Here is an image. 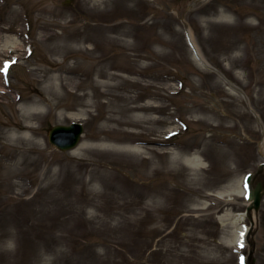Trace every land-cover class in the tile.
<instances>
[{"label":"rangeland","instance_id":"1","mask_svg":"<svg viewBox=\"0 0 264 264\" xmlns=\"http://www.w3.org/2000/svg\"><path fill=\"white\" fill-rule=\"evenodd\" d=\"M186 28L214 71L196 58ZM19 31L33 52L8 75L0 72L1 87L10 90L0 96V164L16 168L23 158L11 150L31 148L35 163L20 166L10 191L0 180V264H264V197L249 246L237 245L239 224L229 225L232 213L246 211L247 175L264 162V0H0V47ZM45 31L66 40L43 41ZM93 33L117 39L110 72L120 79L112 82L125 77L147 87L111 91L126 101L114 99L104 110L95 102L109 100L94 97L89 84L77 87L73 75L64 81L70 93L61 92L57 107L45 106L34 132L26 131L29 99L50 98L51 81L40 70L62 60L46 51L78 47ZM92 46L101 56V44ZM0 59L6 65L11 57ZM73 59L88 62L81 53ZM102 81L97 73L91 78ZM84 94L88 108L77 100ZM136 105L154 109L121 113ZM132 115L140 124L124 129L140 133L132 141L150 154L129 156L133 143L99 134L110 117ZM72 123L83 125L80 145H97L106 157L50 143L53 127ZM15 134L33 143L16 142Z\"/></svg>","mask_w":264,"mask_h":264},{"label":"bare ground","instance_id":"2","mask_svg":"<svg viewBox=\"0 0 264 264\" xmlns=\"http://www.w3.org/2000/svg\"><path fill=\"white\" fill-rule=\"evenodd\" d=\"M47 30V28H44ZM43 41H58V42H64L66 40V37L64 34L57 35L55 33H49L47 31L43 32ZM188 40L191 44V47L193 49V52L195 56L198 58V60L206 65L205 57L203 56L200 47L198 46V43L194 37V34L191 29H187L186 31ZM22 32H18V37H14L13 35L4 36L5 43L0 47V57H11V60L6 63L8 66H12L20 60H28L32 55V46L29 41L23 40ZM2 40V37L0 36V41ZM117 41L115 38H108L104 37L98 34H87L82 35V37L77 40L78 47L74 46H68V45H58L54 49H48L46 52L48 55L52 57H57V61H59L61 58L62 60L57 63V66H54L53 68H42L40 71L44 73L45 75V81L50 82L48 85V90L50 91V98L43 96L41 100L34 101L33 99H29L30 106L27 108V112L24 114L25 118L27 120V126L26 131L34 132V124L36 121L37 123L40 122L41 118L44 117L43 112L45 106L49 108L57 107V102L60 99H63V96L60 94L61 92L68 95L69 90V84L64 83V81H72L73 75H77V79L75 81V84L77 87L82 88H90L88 86H93L94 91L97 90V94L94 95L100 96L99 98H106L109 100V102L104 104H100L99 101L95 102L96 106L101 109H108L111 107L112 100L116 99L118 102H122V100L126 101L123 95H115L112 94L111 91H117L123 89V86L131 87L134 85H143L144 87H147V85H144L142 82H133L129 79L123 77V79L118 82H112L114 79L118 78L120 79V75L116 73L110 72V70L114 69V66H116V59L113 55H111L110 51V45L114 44V42ZM97 43L101 44V56H95L96 51H98L95 45ZM2 42H0L1 44ZM63 44V43H62ZM77 53H81L83 56H85L88 60L87 63L81 62L79 59H73V56ZM123 57V56H121ZM65 59L73 60L72 63H66ZM6 65L3 63V60L0 59V72H3L4 74L8 75L9 69L6 68ZM104 66V67H101ZM101 67V68H100ZM41 68V67H39ZM55 68V69H54ZM54 69V72L57 73V75L53 77H49V74H51L52 70ZM117 70V69H116ZM128 72V71H127ZM85 75V80L83 78H79L81 74ZM97 73L98 78H102L104 81L102 82H91V78L93 75ZM99 75V76H98ZM63 76H65V79H63ZM41 77L44 78L42 75ZM1 78V76H0ZM4 82L6 83L9 88H11V83L7 79L4 80L2 83L4 85ZM1 80H0V87H1ZM104 89V91H102ZM100 93V94H98ZM0 96L9 98L10 96V90H6V88L1 87L0 88ZM77 96V100H81L79 105L83 108H88L91 106V102H84V100L89 96V94H84L82 96ZM23 99V98H22ZM126 99H131V102L133 104L137 103L139 98L132 99L131 97L126 96ZM1 102V101H0ZM75 106V104H74ZM70 108L71 110L74 109ZM108 107V108H105ZM154 109L151 105H136V106H128L126 108H122L121 113H150ZM86 111V110H85ZM137 115H132L130 118L124 120L121 118H114L110 117L109 124L110 126H103L101 129L99 128V134H104L105 139L104 141H114V142H126V140L129 141V143H135L134 138L140 135V133L136 132H130L124 129V127H137L140 123L138 122ZM155 119V118H153ZM152 118H147V122H153ZM33 137L29 135L24 136H18L14 135L12 137L13 140H16V142L23 143L26 145H31L33 143ZM98 138V137H97ZM156 142V141H155ZM81 143V142H80ZM138 144H134L129 146L130 149L126 150L127 155L129 156H141V154H150L152 151L149 149H146L144 146H137ZM79 147L76 149L78 153L84 152L87 149H91L93 152H100L97 155L100 157H106V150L103 151L102 149L98 148L99 146L90 145L88 143H82L81 145H78ZM102 146V145H101ZM103 147V146H102ZM262 152H264V141L261 146ZM34 151V148L28 149L27 151H22L20 154L17 152L16 149H12L11 153L12 156H22L23 160H21L17 167L14 168L12 166L2 165L0 164V180H3V182L7 186V190L10 191L12 188L11 180H14V178L18 177L20 174V166L27 165V166H34L35 161L30 159V156L28 153H32ZM108 152H111V154H114L113 150H109ZM129 156H126L129 158ZM145 160H148L145 158ZM193 160V161H192ZM192 160H186V161H192L190 163H193V165H198L199 162L196 159ZM185 161V162H186ZM188 163V162H186ZM84 167H90L92 163L90 161L85 162ZM159 171V170H158ZM152 173H155L153 171ZM5 174V175H2ZM73 175V174H72ZM74 177V176H72ZM72 186V185H71ZM160 185L154 186V189H158ZM245 206H250V202H246ZM228 216H230L228 214ZM232 217L234 218V221L232 223H229L230 227H235L236 224H239V230L236 234L235 240L239 247H247L250 244L251 236L254 231V229L258 226V217L257 213L253 210L249 215L246 214V212H238V213H232ZM228 221H230V218L228 217ZM231 222V221H230ZM10 223H6V225H9Z\"/></svg>","mask_w":264,"mask_h":264},{"label":"water","instance_id":"3","mask_svg":"<svg viewBox=\"0 0 264 264\" xmlns=\"http://www.w3.org/2000/svg\"><path fill=\"white\" fill-rule=\"evenodd\" d=\"M207 68L213 70L210 66ZM83 133V126L81 124H72L70 126H56L50 131V142L60 148L63 151H68L75 148L80 142L81 134ZM264 169V163L259 167L256 174L248 177V183L253 186L249 191V200L252 204L247 208V213H251L253 210L258 212L262 198L264 195V182L258 180V176Z\"/></svg>","mask_w":264,"mask_h":264}]
</instances>
